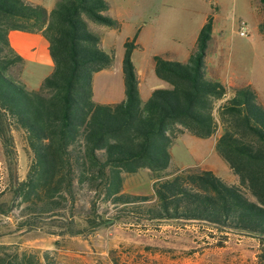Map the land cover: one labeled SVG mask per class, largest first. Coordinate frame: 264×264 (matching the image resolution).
<instances>
[{
  "label": "trees",
  "instance_id": "1",
  "mask_svg": "<svg viewBox=\"0 0 264 264\" xmlns=\"http://www.w3.org/2000/svg\"><path fill=\"white\" fill-rule=\"evenodd\" d=\"M264 13V0H259ZM105 0H56L50 12L25 0H0V140L12 159V131L26 137L31 160L22 181L9 177L0 193V217L12 218L16 231L77 236L116 219L138 222L205 223L259 239L264 263V108L251 86L231 88L206 77L205 58L212 19L200 29L185 63L154 56V72L169 89H155L143 102L131 55L135 40L124 45L125 98L119 103L93 100V77L110 68L114 55L88 21L117 30ZM10 31L40 33L53 68L36 90L8 75L23 64L12 48ZM264 35V19L258 25ZM217 114V117L215 116ZM221 133L215 151L237 177L229 184L200 167L171 169L169 147L188 133L198 139ZM10 162V161H9ZM14 169V167H13ZM148 170L152 194L123 192L125 175ZM90 192L100 204L117 208L115 218L84 212L79 194ZM84 226L82 224V220ZM57 244V242H55ZM0 264H55L44 252L4 251Z\"/></svg>",
  "mask_w": 264,
  "mask_h": 264
},
{
  "label": "rangeland",
  "instance_id": "2",
  "mask_svg": "<svg viewBox=\"0 0 264 264\" xmlns=\"http://www.w3.org/2000/svg\"><path fill=\"white\" fill-rule=\"evenodd\" d=\"M128 1L132 6H137L136 9L140 8L143 12L142 21L145 22L148 20V12H168L179 22L187 9L201 12L215 11L218 7L220 23L225 24L227 31L216 36L214 56L229 64V69L235 72L238 84H250L264 108V43L259 42V33L254 28V22L244 10V0H117V4L121 7ZM247 3L262 10L259 0H248ZM137 21L141 23V20ZM240 21L247 24V36L241 37L238 34ZM88 24L98 34H105L108 29L91 21ZM159 34L164 35L160 32ZM126 35L122 31L104 36L101 48L107 54L114 55L116 64L123 56ZM15 44L21 50L20 44ZM22 49L25 52L21 50L24 53L19 55L23 58V64L9 70L8 75L26 89L36 90L52 71L51 59L47 49L42 47L29 50L23 46ZM111 72L97 74L93 78V100L97 103L109 97H119V75L115 71ZM160 82L159 87L164 88L157 89L169 88L165 82ZM144 95L143 91V97H147ZM215 116L217 117L216 113ZM12 139L10 162L0 140V193L8 188L11 173L17 180H24L31 160L24 133L14 129ZM214 145V136L207 139H198L190 134L179 136L169 147L170 168L209 166L227 181H230L228 177L236 179L216 153ZM93 202L96 207L99 206L97 213L102 214L105 211L107 219L115 218L118 209L112 205L100 204L90 192L80 193L77 205L82 206L86 212ZM81 220V226H84L83 218ZM15 227L12 218L0 217V245L4 247V251L34 253L39 257L47 252L55 264H262L258 259L257 237L217 229L205 223L138 222L128 217L116 219L107 226L89 228L81 235H66L63 238L40 231H16Z\"/></svg>",
  "mask_w": 264,
  "mask_h": 264
},
{
  "label": "crops",
  "instance_id": "3",
  "mask_svg": "<svg viewBox=\"0 0 264 264\" xmlns=\"http://www.w3.org/2000/svg\"><path fill=\"white\" fill-rule=\"evenodd\" d=\"M55 1L56 0H25V2L31 5L42 6L46 9L47 12H50L52 10ZM105 1H107L110 5L107 15L117 20L120 23V28L117 30L108 28L105 30V34L96 33L101 38L100 47H103L105 35L111 36L113 33H120L122 31H125L127 33L124 43L127 40H135V44L138 47L132 52L131 59L138 77L139 96L143 102L146 101V99L152 94L155 89L164 88L159 87L161 83L160 81L162 80L158 79L155 75L153 57L159 55L169 61H177L181 63L187 62L191 51L195 49L200 29L204 26L209 18L212 19V33L211 41L208 45L205 58L206 77L219 81L228 89V93L223 97L218 105L225 101L229 96H231V88H240L247 85L250 86V84H238L235 78V72H232L229 69V64L226 63L225 60L216 58V56H214V43L217 39L216 36H221L227 31L225 24L220 23L218 7L215 8V11L202 10L201 12H196L195 9H187V12H183L182 21L180 20L179 22H176L178 21L177 18L174 19V16L168 12H164L163 14H159L157 12H148V20L145 22L142 21L143 12L140 11V8L136 9L137 6H132L130 1L125 2V4L121 7L117 4V0ZM247 1L248 0H244L243 2L244 10L254 22V28L256 32L259 33V42L263 44L264 35H262L258 31V25L263 21L264 13L262 12V10H260L261 8L259 7H254L252 5L249 6ZM195 13H197V16H194ZM137 20H141V23H138ZM159 32L163 33L164 35H160ZM8 37L12 48L20 55L25 52L22 49L23 46L28 48L29 50H38V48L40 47H42L43 49H47L48 47L47 42L40 33L10 31ZM221 39L223 40V37H221ZM15 42L20 44V49L24 52L17 48ZM122 59L123 56L119 60L120 62L116 64V60L114 58V63L110 68L100 71L94 75L96 76L97 74L101 73L110 74L112 73L111 71H115V73H118L119 75V84L117 87V93L119 96L118 99L109 97L102 101L101 104L119 103L125 98ZM51 65L53 68L52 61ZM153 75H155L156 78L153 79ZM166 84L170 88V85L168 83ZM143 91L145 93L144 96L147 97H143ZM220 133L221 130L220 127H218L217 132L215 133V135H213L215 137V142ZM195 167L211 170L217 175V171L209 166ZM228 179L230 181H227L226 179L223 180L229 184H237V177L236 179L228 177ZM152 184L153 181L151 180L149 171L146 169L140 170L135 174L124 176L123 192L137 196L150 195L152 194Z\"/></svg>",
  "mask_w": 264,
  "mask_h": 264
},
{
  "label": "built area",
  "instance_id": "4",
  "mask_svg": "<svg viewBox=\"0 0 264 264\" xmlns=\"http://www.w3.org/2000/svg\"><path fill=\"white\" fill-rule=\"evenodd\" d=\"M238 34L241 37L247 36V34H248L247 24L243 21H240L238 23Z\"/></svg>",
  "mask_w": 264,
  "mask_h": 264
}]
</instances>
